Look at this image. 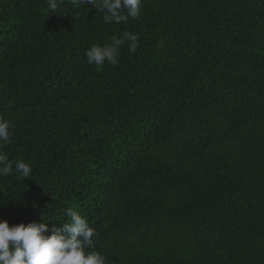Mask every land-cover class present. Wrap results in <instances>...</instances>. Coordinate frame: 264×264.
I'll return each mask as SVG.
<instances>
[{
    "label": "trees",
    "instance_id": "1",
    "mask_svg": "<svg viewBox=\"0 0 264 264\" xmlns=\"http://www.w3.org/2000/svg\"><path fill=\"white\" fill-rule=\"evenodd\" d=\"M95 2L0 0V220L72 208L105 264H264V0H142L119 23ZM123 33L135 53L87 62Z\"/></svg>",
    "mask_w": 264,
    "mask_h": 264
},
{
    "label": "clouds",
    "instance_id": "2",
    "mask_svg": "<svg viewBox=\"0 0 264 264\" xmlns=\"http://www.w3.org/2000/svg\"><path fill=\"white\" fill-rule=\"evenodd\" d=\"M49 9L55 13L58 0H47ZM78 5L79 0H71ZM86 3L96 7L95 0ZM105 12V23L136 19L141 14L142 0H101L99 5ZM125 10L122 14L121 10ZM130 41L129 52L138 48V37L123 33L119 38L113 36L111 43L94 45L86 51L87 62L102 66L105 62L116 66L119 49ZM10 121L0 117V147L10 143ZM5 156L0 154V176L7 177L13 171V162L4 163ZM17 178H29L32 168L23 161H15ZM69 222L52 224L30 222L9 225L0 220V264H105V256L95 249L96 231L78 211L69 208L66 212Z\"/></svg>",
    "mask_w": 264,
    "mask_h": 264
}]
</instances>
